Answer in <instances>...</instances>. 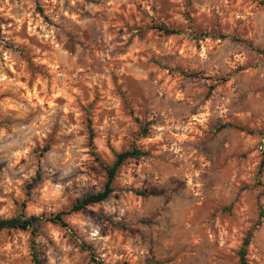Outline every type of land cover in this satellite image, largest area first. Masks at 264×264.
<instances>
[{
    "label": "clouds",
    "instance_id": "obj_1",
    "mask_svg": "<svg viewBox=\"0 0 264 264\" xmlns=\"http://www.w3.org/2000/svg\"><path fill=\"white\" fill-rule=\"evenodd\" d=\"M0 264H264V0H0Z\"/></svg>",
    "mask_w": 264,
    "mask_h": 264
}]
</instances>
